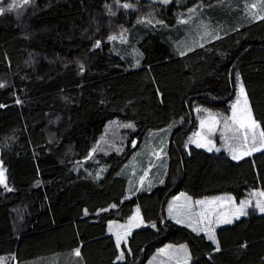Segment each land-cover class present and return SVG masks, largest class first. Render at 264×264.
Instances as JSON below:
<instances>
[{"label": "trees", "instance_id": "obj_1", "mask_svg": "<svg viewBox=\"0 0 264 264\" xmlns=\"http://www.w3.org/2000/svg\"><path fill=\"white\" fill-rule=\"evenodd\" d=\"M194 1L0 0V264H146L166 243H186L191 264H264V212L253 206L217 229L219 250L167 216L180 192H264V149L233 159L187 144L195 106L229 113L242 75L264 125V16L230 9L226 31L184 51L172 26ZM126 3L135 8L116 6ZM140 17L159 22L128 67L110 38ZM171 125L163 182L130 195L125 169ZM110 128L118 140L104 143ZM137 207L153 225L121 251L108 222Z\"/></svg>", "mask_w": 264, "mask_h": 264}, {"label": "rangeland", "instance_id": "obj_2", "mask_svg": "<svg viewBox=\"0 0 264 264\" xmlns=\"http://www.w3.org/2000/svg\"><path fill=\"white\" fill-rule=\"evenodd\" d=\"M157 1L165 3L164 0ZM172 1L174 0H168L167 3ZM175 1L187 3L190 0ZM126 4L130 5V3ZM218 4L216 5L214 2L204 3L198 0L181 11L178 22L172 26V30H175L173 32L176 36L175 39L183 44V49H188L210 36L220 35L223 31H226L227 28H224V23H221L220 18L226 16L230 9L239 7L248 11L250 16H264V0H222ZM116 6H119L123 11L135 8L133 5L127 8L122 4H116ZM158 22L159 20L140 17L135 25L111 35L112 50L124 57L128 67L140 64L143 52L139 43L143 39L145 31L153 29L157 25L155 23ZM241 84L244 88L243 95L240 92ZM195 111L199 118V126L191 132L187 144H194L207 150L211 149L209 151L214 152L224 151L231 157L235 155L239 158L249 155L247 154L249 152L252 154L264 149V136L261 135V132H264V125L256 116L252 97L243 75L239 79L237 92L231 101L229 113H221L200 104L195 106ZM233 117L235 118L233 119ZM172 129L173 126L171 125L152 131L148 139L151 140L152 146L147 145L148 147H145L149 149L148 155L143 156L141 159L136 157L134 162L124 171L125 175L130 178V184L138 181L139 184L148 189L151 180L156 181V183L163 182L167 172V146ZM116 130L117 128H110L109 132L113 134L109 133L110 137L107 135L103 139L104 143L118 140V131ZM254 148L259 150H253ZM182 193L189 196L194 203V207L198 206L199 214L205 217L207 229L205 233L208 238L210 235L214 236L215 240L210 239L214 242H217V229L220 226L231 223L243 216L240 214L242 202H248L243 208L245 213L252 206L259 212H262L260 207H264V192L261 190L252 191L247 198L242 200H237L228 193L205 197H194L187 192ZM197 201L203 203H197ZM193 229L197 230L199 228L193 227Z\"/></svg>", "mask_w": 264, "mask_h": 264}, {"label": "crops", "instance_id": "obj_3", "mask_svg": "<svg viewBox=\"0 0 264 264\" xmlns=\"http://www.w3.org/2000/svg\"><path fill=\"white\" fill-rule=\"evenodd\" d=\"M204 43H197L192 46L195 48L196 46H201ZM190 48V47H189ZM190 49H184V51ZM133 158L132 162L136 159ZM141 157V156H140ZM129 178V177H128ZM130 180V178H129ZM142 181V179H141ZM151 185L148 188L155 186L156 181L151 180ZM129 194L132 195L136 192V190L140 188H144V185L139 184L138 181L134 182L130 185ZM167 216L174 221L185 224L191 228L197 227V231L205 232V217L199 214L200 210L198 206L194 207L193 201L189 198V196H185L182 192L174 195L168 205H167ZM153 225L152 223L147 222L140 208H136L133 214L128 217L126 220H111L108 222V230L109 233H112L117 241V237L120 238V242L118 244L119 249L122 251L123 245L128 242L129 236L131 233L143 226ZM205 226V227H204ZM191 264V252L189 246L186 243L180 244H171L166 243L156 249V251L149 257L146 264Z\"/></svg>", "mask_w": 264, "mask_h": 264}, {"label": "snow or ice", "instance_id": "obj_4", "mask_svg": "<svg viewBox=\"0 0 264 264\" xmlns=\"http://www.w3.org/2000/svg\"><path fill=\"white\" fill-rule=\"evenodd\" d=\"M164 2L165 3H167L168 2V0H164ZM131 5H128V4H125L124 5V7L125 8H127V7H130ZM253 7H255V5H253ZM0 11H2V10H0ZM97 46H99L98 45V43H97ZM4 85L3 84H0V87H3ZM240 92H241V94L243 95L244 94V88H243V85L241 84V87H240ZM245 103H247L246 101H245ZM234 109H235V106H234ZM235 117H233V119H234ZM254 123V122H253ZM243 126V125H242ZM129 127H131V125H129ZM261 135L262 136H264V132H261ZM201 146H203V145H201ZM209 150H211V149H209ZM253 150H259V149H253ZM247 154H251L250 152L249 153H247ZM239 157H237V156H233V159H238ZM6 183V177H5V174H4V171L3 170H0V184H5ZM10 190V189H9ZM197 203H203L202 201H197ZM248 202H242L241 203V209H240V214H242V215H246V213L243 211V208L246 206V204H247ZM260 211H262V212H264V207H260ZM209 239H212V240H215V237L214 236H209ZM119 242H120V238L119 237H117V243L119 244ZM217 250H219V244H218V242H217ZM75 255H77V256H79L80 255V253H79V249H77L76 251H75ZM118 259H123V252H121V254H120V256L118 257Z\"/></svg>", "mask_w": 264, "mask_h": 264}, {"label": "water", "instance_id": "obj_5", "mask_svg": "<svg viewBox=\"0 0 264 264\" xmlns=\"http://www.w3.org/2000/svg\"><path fill=\"white\" fill-rule=\"evenodd\" d=\"M1 164H2V163H1V161H0V165H1ZM0 170H3V169L0 168ZM3 171H4V170H3ZM4 174H5V171H4ZM5 177H6V174H5ZM6 180H7V179H6Z\"/></svg>", "mask_w": 264, "mask_h": 264}]
</instances>
